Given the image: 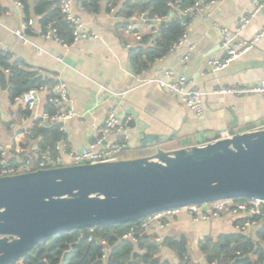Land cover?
<instances>
[{
    "label": "crops",
    "instance_id": "crops-1",
    "mask_svg": "<svg viewBox=\"0 0 264 264\" xmlns=\"http://www.w3.org/2000/svg\"><path fill=\"white\" fill-rule=\"evenodd\" d=\"M123 1L119 0L107 10L105 0H101L99 10L92 13L81 6L80 0H72V11L97 38L79 39L64 46L41 35L36 17L27 41L18 40L12 31L21 25L22 9L16 8L10 0H0L5 8L0 14V44L10 50L11 61L20 60L23 68L35 71L42 81L58 76L67 85L73 116L62 121L67 144V152L63 154L65 161L69 159L68 152H78L88 144L111 109H115L119 118H129L126 132L130 145L125 158L154 152L155 145H141L147 133L163 135L159 147L172 150L202 145L222 136L264 126L262 95L238 97L210 93L219 86L250 85L264 80V37L248 52L218 70L208 63L225 56L221 46L222 28L227 29L234 43L247 40L264 28V6L238 31L241 16L253 9L255 0H219L215 5H207V0H201L204 10L189 18L186 43L136 73L131 67L129 49L140 40L126 33L125 27L133 23L135 32L141 37L157 31L154 32L155 24L139 16L128 19L118 15ZM37 47L43 51L39 52ZM185 53L188 58L182 63L180 59ZM166 69L184 73L189 86L205 92L203 114L196 115L188 110L156 82L142 81L159 78ZM45 106L42 95L35 109L28 116L23 115L25 107L17 100L11 102L7 87L0 83V144L10 147L12 157L21 159L19 155L23 152L24 158L38 154L37 140H27L25 133ZM108 138L118 140L120 136L111 134ZM128 152L135 154L128 155ZM240 221L228 213L208 221H193L182 213L166 228H151L149 232L162 240L184 237L190 259L200 264L199 259L204 257L200 242L207 237L241 233L236 228ZM263 222L264 217L261 224ZM159 255L169 264H178L174 251L166 246L160 247ZM204 263L208 264L205 257Z\"/></svg>",
    "mask_w": 264,
    "mask_h": 264
},
{
    "label": "water",
    "instance_id": "water-1",
    "mask_svg": "<svg viewBox=\"0 0 264 264\" xmlns=\"http://www.w3.org/2000/svg\"><path fill=\"white\" fill-rule=\"evenodd\" d=\"M163 139L145 134L141 145L156 146L149 155L1 175L0 264L63 231L217 199L264 201V126L172 150L159 147Z\"/></svg>",
    "mask_w": 264,
    "mask_h": 264
},
{
    "label": "trees",
    "instance_id": "trees-1",
    "mask_svg": "<svg viewBox=\"0 0 264 264\" xmlns=\"http://www.w3.org/2000/svg\"><path fill=\"white\" fill-rule=\"evenodd\" d=\"M19 1L23 4L22 20L33 21L36 17L42 33L48 24H51L61 40L68 44L72 42L70 27L64 20L57 1ZM100 1L80 0L81 6L92 13L99 10ZM118 1L105 0L106 9L110 10ZM195 2H201V0H125L122 2L117 14L128 19L144 13L147 22L151 23L149 18L167 16L166 19L155 24L157 33L142 36L140 42L129 49V59L134 72L141 73L153 61L170 51L172 43L185 30L180 18L181 11ZM4 10L0 3V14ZM189 18L187 16L186 24ZM31 28L32 26L26 30V34ZM44 81L49 82L48 79ZM44 81L35 71L23 68L20 60L11 61L10 54L0 50V83L7 87L11 102ZM44 109L53 111V107L48 104ZM22 114L28 116L30 111L23 110ZM39 122V118L33 121L27 128L25 137L27 140H37L38 153L53 151L55 144L66 137L62 124L49 122L40 125ZM23 146L26 147L25 144ZM23 153L18 155L24 158L25 153ZM10 160L13 161L14 158ZM139 223L140 220H137L122 224L93 226L83 230L63 231L35 244L22 262L25 264H169L168 260L162 259L159 255L160 247L166 246L174 251L178 264H199L190 259L184 237H165L162 241L156 242L154 234L143 231ZM131 229L137 237L136 243L122 238ZM89 236H92L91 241L88 240ZM105 247H107V254L106 257H102ZM200 250L208 264L214 259L228 264H264V222L251 235L233 232L217 238L207 237L200 242Z\"/></svg>",
    "mask_w": 264,
    "mask_h": 264
},
{
    "label": "built area",
    "instance_id": "built-area-1",
    "mask_svg": "<svg viewBox=\"0 0 264 264\" xmlns=\"http://www.w3.org/2000/svg\"><path fill=\"white\" fill-rule=\"evenodd\" d=\"M10 1L16 8H23L21 1ZM55 1H57L60 12L70 27L72 42L84 38H97V35L90 31V29L72 11V0ZM218 1L219 0H207V5H215ZM263 6L264 0H255L253 9L241 16L238 31L243 29L250 22L254 14H256ZM203 10V4L201 2H195L193 5L184 8L181 13L189 17H194L202 13ZM139 17L147 20L144 13H142ZM166 18L167 16H154L149 18V21L156 24L160 20ZM183 24L185 26V30L182 35L172 43L170 51L181 47L188 39L189 22L186 24L185 21ZM32 25V20H22L20 27L13 30L12 33L18 40L27 41L28 38L26 30ZM155 31H157L156 26L154 28V32ZM125 32L133 34L136 40L141 39V35L135 32V25L133 23H128L126 25ZM220 34L221 46L225 51V56L222 59H211L208 61V63L216 70L224 67L230 61L248 52L261 38L264 37V28H261L253 37L238 43L232 42L228 36L227 29L222 28L220 30ZM41 35L46 39H52L60 42L64 46L71 44L65 43L61 40L55 33V29L52 28L51 24H48L44 32H41ZM0 50L10 53V50L1 44ZM37 50L39 52L43 51L39 47H37ZM187 58L188 54L185 53L182 55L180 61L184 63ZM142 81L156 82L167 93L176 96L188 110L192 111L196 115L203 114L205 92L189 86V79L184 73H175L172 69H166L161 77L146 78ZM210 93L238 97L260 94L264 97V80L250 85L219 86L212 89ZM42 95L44 96L46 104L53 107V111L49 112L44 109L40 113V116L37 117L40 119V125L48 124L49 122H59L62 124V121L73 116V111L69 104L70 100L67 85L58 76L53 77L49 82L44 81L39 85L30 88L15 100L21 102L25 109L33 111ZM37 118L34 117V120ZM128 127L129 118L121 119L118 117L115 109H111L106 114L103 124L96 128L95 134L90 139L88 144L78 152H68L69 159L67 161L63 159V154L67 152V144L64 139L59 140L55 144L53 151H45L38 153L35 157H26L21 159H16L10 155V147L8 145L0 144V176L31 171L34 169H46L64 165L95 163L125 158V151L130 145L128 139L129 137L126 132ZM111 134H119L120 138L118 140H110L108 137ZM10 158H14V160L11 161ZM33 167L35 168L32 169ZM182 213L188 215L193 221H208L219 217L223 213H228L241 220L236 225L237 229L251 235L253 231L260 226L262 218L264 217V201L252 198H245L242 200H238L237 198H224L202 204L169 207L141 218L139 227L145 232H148L151 228L164 229L170 224L173 218ZM81 238H83V235H81ZM122 238L130 240L133 243L137 242V237L134 234L133 229L123 235ZM154 239L156 242H160L162 240L159 236H155ZM88 240L91 241L92 236H89ZM102 243L104 244V241H102ZM104 250L105 251L103 252L102 257H106L107 247H105ZM210 264L228 263L214 259L210 262Z\"/></svg>",
    "mask_w": 264,
    "mask_h": 264
},
{
    "label": "rangeland",
    "instance_id": "rangeland-1",
    "mask_svg": "<svg viewBox=\"0 0 264 264\" xmlns=\"http://www.w3.org/2000/svg\"><path fill=\"white\" fill-rule=\"evenodd\" d=\"M128 153H129V152H128ZM128 153H127V154H128ZM127 154H126V155H127ZM134 154H135L134 152H130L128 155H134ZM128 155H127V156H128ZM13 264H23V262H22L21 260H19V261H16L15 263H13Z\"/></svg>",
    "mask_w": 264,
    "mask_h": 264
}]
</instances>
